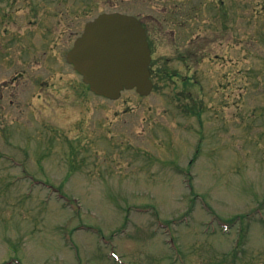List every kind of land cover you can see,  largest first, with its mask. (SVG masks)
Masks as SVG:
<instances>
[{"label":"rangeland","instance_id":"374dc122","mask_svg":"<svg viewBox=\"0 0 264 264\" xmlns=\"http://www.w3.org/2000/svg\"><path fill=\"white\" fill-rule=\"evenodd\" d=\"M170 2L0 0V264H264V0H189L201 95L182 69L110 100L66 61L100 12Z\"/></svg>","mask_w":264,"mask_h":264},{"label":"water","instance_id":"95a60500","mask_svg":"<svg viewBox=\"0 0 264 264\" xmlns=\"http://www.w3.org/2000/svg\"><path fill=\"white\" fill-rule=\"evenodd\" d=\"M68 60L83 73L93 90L117 98L124 88L143 95L152 90L150 49L139 19L121 13H103L86 25Z\"/></svg>","mask_w":264,"mask_h":264},{"label":"flooded vegetation","instance_id":"af4514ba","mask_svg":"<svg viewBox=\"0 0 264 264\" xmlns=\"http://www.w3.org/2000/svg\"><path fill=\"white\" fill-rule=\"evenodd\" d=\"M139 16L151 49L152 78L173 77L183 69L187 75L184 80L191 83L187 86H197L199 92L204 90L200 76H195L202 74L200 65L205 60V14L187 0L175 6L171 2L161 7L152 5L150 12H142ZM163 48H169L175 59L170 53L162 52ZM177 61L182 62L183 68L174 63Z\"/></svg>","mask_w":264,"mask_h":264}]
</instances>
